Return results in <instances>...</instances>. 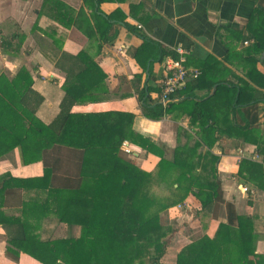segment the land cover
Listing matches in <instances>:
<instances>
[{"label":"crops","instance_id":"crops-1","mask_svg":"<svg viewBox=\"0 0 264 264\" xmlns=\"http://www.w3.org/2000/svg\"><path fill=\"white\" fill-rule=\"evenodd\" d=\"M47 1L0 0V77L11 82L21 68L27 71L30 89L42 100L36 105V95L23 91L30 100L25 106L29 112L34 110L35 117L44 125L51 124L59 115L64 87L79 86L77 76L82 68H79L77 56L82 52L99 71L96 70L94 85L88 84L78 94L80 97L72 105L71 113L131 114L133 119L127 131L162 148L164 158L170 161L178 143H184L188 135L189 138H200V129L199 123L190 122L185 105L159 119L145 116L138 99L139 92L144 89L153 104L161 105L160 81L167 60L181 58L185 68L198 72L204 85L219 81L239 86L248 84L254 90L264 92L261 88L264 85V51L257 54L252 51L255 43L252 34L264 38V0H101L98 6L96 0ZM97 15L108 17V41L101 38L100 32L107 26ZM253 72L254 81L248 77ZM212 92L203 89L193 91L192 95L199 100L212 96ZM15 97L18 99V95ZM177 100H187L186 95L172 98L164 109ZM214 112V116L225 121L223 116L227 109ZM253 115H257L252 130L257 145L245 143L236 136L223 135L211 152L219 156L217 175L222 199L233 205L236 215L251 218L254 234L258 237L255 254L264 256V166L256 175L257 182L249 179L246 171L238 174L242 160L261 163L264 158V104H259L251 117ZM6 141H0V153L19 140L10 138ZM124 142L132 151L127 156H132L138 167L146 171L154 169L157 157L129 141ZM16 146L0 156V178H41L43 163L35 159V162L25 164L19 143ZM205 150L199 149L200 152ZM5 192L0 195V213L35 224V233L41 240L78 237L79 228H68L52 213L44 217L42 189L38 184L30 189L10 188ZM38 194L39 202L33 203ZM199 206V202L190 196L181 205L166 211L170 220L165 224H173L176 215L179 219L175 222L182 221L180 213L185 210V225L178 226H184L185 230L194 225L196 228L193 235L188 232L169 236L162 258L164 264H173L178 251L192 241L203 236L212 239L219 223H226L225 206L215 207L222 209L219 216L193 219L191 209L197 210ZM8 232L9 229L0 225V264H41L24 253H20L16 262L10 259L5 253ZM229 257L233 254H226L228 264H242L232 263L234 259Z\"/></svg>","mask_w":264,"mask_h":264},{"label":"trees","instance_id":"trees-1","mask_svg":"<svg viewBox=\"0 0 264 264\" xmlns=\"http://www.w3.org/2000/svg\"><path fill=\"white\" fill-rule=\"evenodd\" d=\"M100 2L96 0V5ZM98 17L107 26L100 32L101 38L108 41V17ZM252 37L255 40L252 51L255 54L264 51V38L257 33ZM77 60L82 68L77 76L79 86L64 87L60 113L49 125L41 123L35 111L29 112L25 106L30 100L23 91L35 92L30 89L31 80L24 68L11 82L0 77V141L18 139L23 162L30 164L37 159L44 167L39 179L0 178V195L10 188L30 189L38 184L42 189L44 217L52 213L59 223L79 228L78 237L41 240L35 233V224L0 213V225L9 229L6 255L16 262L20 253H24L41 264H164L162 258L169 236L177 233L178 228L163 223L162 216L191 196L200 204L199 209H191L192 214L210 218L215 207L225 206L226 223H219L212 239L203 236L180 249L173 264H228L225 258L228 253L233 254L229 257L234 259L232 263L264 264V256L255 254L258 237L251 218L236 215L233 205L222 199L217 175L219 156L211 152L223 135L258 144L252 134L257 115L251 114L259 104H264V92L248 84L219 81L204 85L203 78L197 76L172 96L178 99L186 95L187 100L171 102L164 109L159 103L153 104L143 89L138 99L148 118L159 119L185 105L190 122L199 123L200 138L189 135L184 138L170 161L164 158L162 148L127 131L133 119L131 114L71 113L78 94L88 84L94 85L96 70L99 71L85 52ZM253 75L254 72L249 73L248 77L254 81ZM21 82L24 85L20 86ZM203 89L213 91L212 96L197 100L192 92ZM35 95L38 105L42 98ZM221 109H227L225 121L214 116V111ZM125 140L158 158L153 170L138 167L122 152L120 147ZM17 143L13 141L0 156L17 147ZM200 148L206 150L200 152ZM263 166L264 158L261 163L242 160L238 174L246 171L248 178L257 182L256 175L263 171ZM37 196L33 203L39 202Z\"/></svg>","mask_w":264,"mask_h":264},{"label":"built area","instance_id":"built-area-1","mask_svg":"<svg viewBox=\"0 0 264 264\" xmlns=\"http://www.w3.org/2000/svg\"><path fill=\"white\" fill-rule=\"evenodd\" d=\"M165 72L160 81L159 102L165 107L171 100L172 96L183 87L186 80L196 77L198 72L189 70L182 65V59H169L165 63ZM122 150L126 155H131L132 151L124 142L122 143ZM243 191L248 190L243 188Z\"/></svg>","mask_w":264,"mask_h":264},{"label":"rangeland","instance_id":"rangeland-1","mask_svg":"<svg viewBox=\"0 0 264 264\" xmlns=\"http://www.w3.org/2000/svg\"><path fill=\"white\" fill-rule=\"evenodd\" d=\"M13 68V66H10V69H12ZM0 69H2V67H0ZM131 158L133 159V157L131 156ZM220 208H218V209H215L214 210V217H216V216H219L220 214H221V209L219 210ZM185 211V210H184ZM184 211H182L180 214H182L181 216V219H182V221H179V223L178 222H175V220H178L179 218H177L178 217V215H176V217L174 216V214L172 215L173 217H175V219L173 220L174 222H173V225L174 226H176L178 229L177 230H179L177 233L178 234H184V233H190V235H191V233H192V235H193V232H194V229L196 228V225H194V226H191V227H188V229L189 230H185V228H184V226H182L181 228L178 226L179 224L181 225V224H183V225H185V222L183 221L184 219H185V212ZM191 212H192V210H191ZM193 213V212H192ZM170 217V214L169 213H164L163 214V216H162V222L164 223L165 221L167 222V223H169L168 222V220H170V219H168ZM198 216L197 215H194V218L193 219H195V218H197ZM182 222V223H181ZM193 225V224H192ZM187 227V226H186Z\"/></svg>","mask_w":264,"mask_h":264}]
</instances>
